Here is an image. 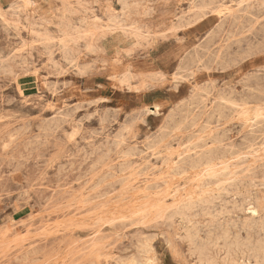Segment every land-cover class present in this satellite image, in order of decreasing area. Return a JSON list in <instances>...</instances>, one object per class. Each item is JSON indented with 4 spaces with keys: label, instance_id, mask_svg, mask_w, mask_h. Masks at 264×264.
Segmentation results:
<instances>
[{
    "label": "rangeland",
    "instance_id": "rangeland-1",
    "mask_svg": "<svg viewBox=\"0 0 264 264\" xmlns=\"http://www.w3.org/2000/svg\"><path fill=\"white\" fill-rule=\"evenodd\" d=\"M34 1L21 0L6 22L0 18V264H264V211L253 214L264 203L263 178L223 194L222 165L188 166L209 149L238 151L229 170L240 176L252 161L264 164L255 153L264 115L252 126L264 104L224 110L220 102L225 94L246 98L256 82L264 86V66L247 81L236 73L264 56V0L246 12L237 11L238 0H223L210 14L213 33L197 26L207 11L202 0H126L132 7L125 14L120 0ZM67 4L86 11L66 16ZM121 20L125 28L115 25ZM78 36L77 47L69 39ZM64 45L76 48L77 60ZM146 57L158 65L131 67ZM176 71L185 76L183 102L171 95ZM84 80L92 82L90 94L62 98Z\"/></svg>",
    "mask_w": 264,
    "mask_h": 264
},
{
    "label": "bare ground",
    "instance_id": "bare-ground-1",
    "mask_svg": "<svg viewBox=\"0 0 264 264\" xmlns=\"http://www.w3.org/2000/svg\"><path fill=\"white\" fill-rule=\"evenodd\" d=\"M121 2H122V9L124 10V13L123 14H125V13H127L128 12V10L129 9H131V3L130 4H128L127 3V1L126 0H120ZM251 1H253V0H238V2H237V11H239V12H246L249 8H248V6H249V3H251ZM21 2V0H12V1H10L7 5H6V7L5 6H2V5H0V18L4 21V22H6L7 21V15H6V12H16V10H18V8H19V3ZM24 2L26 3L25 5H34V3H36L34 0H24ZM135 2V1H134ZM136 3H137V1H136ZM193 3H194V1H193ZM223 3V0H202V4H203V8H205V9H207V11H205L204 13H203V15L201 16V19L202 20H200L198 23L199 24H197V26H199V25H202V27H206V30H207V32L208 33H213V31H215V29H214V16L213 15H210V14H214L215 12H217L222 6H221V4ZM24 4V3H23ZM144 4V3H143ZM188 6V5H187ZM141 8V7H140ZM227 8V7H226ZM234 8V7H233ZM25 9V8H24ZM127 9V10H126ZM195 9V8H194ZM230 9V8H229ZM229 9H227L228 11H230ZM66 12H65V14H66V16H70L69 14H74V13H77V11L76 10H83V11H86L85 10V8L83 7V6H81V7H75V6H69L68 4L66 5ZM112 10V9H111ZM114 10V9H113ZM126 10V11H125ZM258 10V9H257ZM68 11H72V12H68ZM130 11V10H129ZM222 11H224V10H222ZM28 12V11H27ZM219 12V11H218ZM221 12V11H220ZM225 12V11H224ZM8 13V14H9ZM220 14H222V13H220ZM210 15V16H209ZM121 16V15H120ZM133 17V16H132ZM255 17V16H254ZM92 18H94V17H92ZM96 18V17H95ZM97 18H99L98 16H97ZM233 18H235L234 20H236L237 19V16H233ZM101 19V18H100ZM133 19V18H132ZM79 20H80V27L81 26H83L84 24H86V22H87V19L85 18V17H81V18H79ZM102 20V19H101ZM66 21H67V27L68 26H71V25H69L68 23H70V20H69V22H68V17H66ZM98 21V20H97ZM219 21V20H218ZM96 22V21H95ZM98 22H100V21H98ZM106 22H108V21H106ZM142 22V21H141ZM16 23V22H15ZM114 23V22H113ZM117 27H120V28H122V27H124L125 28V24H123V22H122V20H121V22L120 21H118L117 22V24H115ZM189 25H192L191 23L189 24ZM75 26H76V24H75ZM111 26V25H110ZM217 26H218V24H217ZM22 27V26H21ZM112 27V28H111ZM110 27V29L109 30H111V31H113V30H115L114 28H113V26H111ZM78 28V27H77ZM77 28H74V27H72L71 26V28H70V30L72 31H75L74 33H72L73 35H77V33L80 35L81 34V32H78L79 30L77 29ZM82 28V27H81ZM97 28V27H96ZM95 28V29H96ZM102 28L104 29V27L102 26ZM127 28V27H126ZM128 28H131V27H128ZM184 28V27H183ZM108 29V28H107ZM205 29V28H204ZM82 30H84V29H82ZM99 30V29H98ZM243 30H246V29H243ZM66 31V30H65ZM64 31V32H65ZM122 31H124V30H122ZM32 32V31H31ZM85 34H89L90 33V31L88 32V33H86V32H84ZM84 33H82V34H84ZM92 33V32H91ZM134 33V32H133ZM155 33V32H154ZM84 34V35H85ZM156 34V33H155ZM260 34V33H259ZM91 35V34H90ZM137 35H138V33H137ZM134 36V35H133ZM70 37V36H69ZM85 36H83V38H84ZM93 37V36H92ZM68 38V37H67ZM135 38V37H134ZM138 38H140V37H138ZM146 38V37H145ZM92 39V38H91ZM43 40H45L46 42L48 41V42H51L52 40H53V37H50V36H45L44 38H43ZM81 40V37L80 36H78V37H72V38H70L69 39V42L71 41V42H73L77 47L79 46V41ZM68 41V40H67ZM143 41V40H142ZM259 41V40H258ZM90 42H92V40L90 41ZM177 43V42H176ZM199 43V42H198ZM150 45V44H149ZM216 45H219V44H216ZM259 45V44H258ZM62 46V45H61ZM198 46V45H197ZM248 46V45H247ZM29 47V46H28ZM87 47H90L91 49H93L94 48V44L93 45H90V46H87ZM221 47V46H220ZM223 47V46H222ZM250 47V46H249ZM45 48H47V47H45ZM63 48L66 50V51H68V53L69 54H72V62H74L75 60H77V57H76V55L74 54V56H73V53H74V51H75V47H69L68 45H64L63 46ZM196 48V47H195ZM85 49H87V48H85ZM89 49V48H88ZM189 50V49H188ZM195 50V49H194ZM221 50H222V48H221ZM89 51V50H88ZM120 51V50H119ZM218 51H220V49L218 50ZM123 52V51H122ZM185 52V51H184ZM49 53V52H48ZM63 53V52H62ZM208 53H209V51H208ZM246 53V52H245ZM119 54H120V52H119ZM185 54V53H184ZM212 54V53H211ZM218 54V57H219V54L220 53H217ZM118 55V54H117ZM116 55V57H118ZM120 55H122V54H120ZM213 55V54H212ZM195 58V57H194ZM217 58V57H216ZM196 59H198L197 57H196ZM201 59V58H200ZM182 60V59H181ZM246 60V59H245ZM180 61V59H178V61L177 62H174L175 63V67H174V69H176V70H179L180 68H181V62H179ZM216 61H217V59H216ZM66 62V61H65ZM71 62V63H72ZM120 62V61H119ZM202 62V61H201ZM198 63V62H197ZM213 63H217V62H214L213 61ZM248 63H250V65H248ZM70 65V64H69ZM264 66V56L261 58V55H258L257 57H255V59H254V61L253 62H251V60L250 61H248V62H244V63H242V66L241 67H239V68H237L238 69V71H236V73L237 72H239L240 71V75L238 76V77H242V76H244V77H242L241 78V80H243V81H247V80H250V79H252L253 77H256V74L258 73L259 74V72H261L262 71V67ZM73 68H74V66H73ZM253 69V68H255L254 69V72H256V73H253L252 75H250L251 73H250V70L251 69ZM183 70V69H182ZM181 70V71H182ZM208 71V70H207ZM80 73V72H79ZM127 73V72H126ZM128 73H130V75L131 74H134V70H133V72L131 73L130 71L128 72ZM95 75V74H94ZM162 75V74H161ZM208 75V74H207ZM163 76V75H162ZM168 76V75H167ZM175 76H176V85H175V90L173 91L172 90V92H171V95H172V98L175 100V101H178V102H183V101H185L187 98H188V95H186V94H184V92H186V89H185V86H186V84L185 83H183V79H184V75L182 74V73H180V72H175ZM233 76V75H232ZM236 76V75H235ZM140 77V76H139ZM144 77V76H143ZM165 77V76H164ZM172 77H174V75L172 76ZM234 77V76H233ZM161 78V77H160ZM209 78V77H208ZM174 80V79H173ZM167 81V80H166ZM70 82H73V80H71ZM141 82V81H140ZM211 82V81H210ZM139 83V82H138ZM150 83H151V81H150ZM153 83V82H152ZM182 83V84H181ZM164 84V83H163ZM130 85V84H129ZM142 85H143V82H142ZM255 86V87H254ZM254 86L252 87V88H250L249 86H247V87H249L250 89H251V93L246 97V98H237V96L235 95V96H227L226 94L222 97V99L220 100V102L221 101H223V103H224V105H225V107H224V110L225 109H230V110H232V105H235V104H241L242 106H245V105H249L250 104V102H252V104L255 102L256 104H259V106H261V105H263L264 104V86L263 85H260V83H254ZM135 86L133 85V88H134ZM92 88V82H90V81H86V80H84V87H82V86H80L78 83H75V85L74 86H70L69 88H68V90L64 93V94H62V98L64 99V98H66V97H78V98H81V97H84V96H86L87 94H90V92H89V90ZM131 88V87H130ZM136 88V87H135ZM194 88H196V87H194ZM246 88V87H245ZM140 89V88H139ZM143 89V88H142ZM216 89V88H215ZM134 90H137V89H134ZM138 91V90H137ZM248 91V90H247ZM201 92V91H200ZM202 92H203V90H202ZM207 94V93H206ZM196 97L195 98H197V95H195ZM207 98H208V94H207ZM202 100H203V98H202ZM101 101V100H100ZM213 102V101H212ZM251 105V104H250ZM189 106V105H188ZM190 107H192V106H190ZM247 107V106H246ZM262 107V106H261ZM158 106H156V110H158ZM250 108V107H249ZM136 110V109H135ZM154 111V110H153ZM168 111V110H167ZM192 113V112H191ZM195 113V112H194ZM256 114H255V116H254V118H253V124H252V126H254V125H258L260 122H259V118L261 117V116H263L264 115V113L263 112H261V111H259V112H255ZM167 114V113H166ZM193 114V113H192ZM138 115V114H137ZM176 117V116H175ZM218 117V116H217ZM141 119H143L142 117H141ZM188 119H189V117H188ZM263 119H264V116H263ZM173 120V119H172ZM264 121V120H263ZM140 122H141V120H140ZM185 122V121H184ZM138 123V122H137ZM168 123V122H167ZM198 123V122H197ZM81 124V123H80ZM176 124V123H175ZM183 123H181L180 125H182ZM204 124H206V123H204ZM198 125H199V123H198ZM208 125V124H207ZM260 125V124H259ZM79 126V125H78ZM133 126H134V124H133ZM179 126V125H178ZM177 126V127H178ZM214 127V126H213ZM218 128V127H217ZM219 128H221V126L219 127ZM223 128V127H222ZM263 128H264V126H263ZM174 129V128H173ZM192 129V128H191ZM213 129V128H212ZM253 129H254V127H253ZM118 130V129H117ZM166 130H167V128H166ZM169 130V129H168ZM176 130V129H175ZM79 131V130H78ZM177 131H178V128H177ZM215 131H217V130H215ZM257 131H261L262 133H261V135H264V129H258ZM256 130L255 131H251L252 133H256L257 132ZM129 132H131V131H129ZM172 132H173V130H172ZM250 132V133H251ZM157 133V132H156ZM175 133V132H174ZM181 133V132H180ZM186 133V132H185ZM207 133H209V132H207ZM251 133V134H252ZM75 134V133H74ZM135 134V133H134ZM172 134V133H171ZM179 134V133H178ZM177 134V135H178ZM182 134V133H181ZM184 134V133H183ZM195 134V133H194ZM212 134V133H211ZM247 134V133H246ZM258 134V133H257ZM260 134V133H259ZM76 135V134H75ZM129 135V134H128ZM202 135V134H201ZM204 135V134H203ZM202 135V136H203ZM199 136V135H198ZM197 136V137H198ZM207 136H208V134H207ZM69 137V136H68ZM70 137H71V135H70ZM209 137V136H208ZM259 137V136H258ZM258 137H255V140H254V142H252V144H250V146L249 147H254L255 146V141H257V138ZM262 137V136H261ZM260 137V138H261ZM122 138V137H121ZM200 138H201V136H200ZM207 138V137H206ZM147 139V138H146ZM145 139V140H146ZM204 139V138H203ZM245 139V138H244ZM70 140H72V139H70ZM149 140V139H148ZM198 140H199V138H198ZM214 140V139H213ZM247 140V139H246ZM165 141V140H164ZM164 141H162V142H164ZM200 141H201V139H200ZM245 141V140H244ZM248 141V140H247ZM246 141V142H247ZM190 142V141H189ZM198 142H196V144H197ZM251 143V142H250ZM159 144H161V143H159ZM159 144H157V145H159ZM187 144V143H186ZM214 144V143H213ZM220 144V143H219ZM222 144V143H221ZM119 145V144H118ZM132 145H134V144H132ZM188 145V144H187ZM192 145V144H191ZM249 145V144H248ZM261 147H260V149L259 150H257L255 153H257V152H262V154H261V156H264V142L262 141V143H261ZM180 146V145H179ZM178 146V147H179ZM183 146V145H182ZM194 146V145H193ZM214 146H216V145H214ZM258 146V145H257ZM185 147V146H184ZM206 147V146H205ZM256 147V146H255ZM145 148V147H144ZM155 148H156V146H155ZM173 148V147H172ZM195 148V147H194ZM202 148H204V147H202ZM202 148L200 149V150H202ZM222 148V147H221ZM163 149V148H162ZM176 148H174V150H175ZM182 149H183V147H182ZM182 149H180V150H182ZM205 149H208V148H205ZM251 149H253V148H251ZM149 150V149H148ZM147 150V151H148ZM152 150V149H151ZM166 150H168V149H166ZM187 150V149H186ZM197 150V149H196ZM248 150H249V148H248ZM156 151V150H155ZM154 151V152H155ZM171 150H169V152H170ZM179 151V150H178ZM180 152V151H179ZM190 152H193V151H190ZM245 152V151H244ZM161 153V152H160ZM183 153V152H182ZM188 154V152H186L185 151V154ZM197 153H199V152H197ZM196 153V154H197ZM201 153V152H200ZM227 151H225V153L223 154V151H221V150H219V149H209L208 151H204L203 152V154L201 155V156H199L198 155V157H195V159H190L189 160V163H188V166H190V167H192L193 169H198L199 167L201 168V166L203 167V166H205V169H206V166L207 167H209V169L211 170V169H213V168H215L216 166H218V165H222L221 166V171H222V173H218V176H222L223 177V180L222 181H220L221 182V184H220V187H219V189H223V194H224V192H230V191H236V193H238L239 191H240V186H242L243 184H246V183H252V182H254L256 179H259V178H263V181H264V164H259V165H257V163H256V165H254V161H252L253 163V165H252V167H249L247 170L249 171V173L247 174V175H244V176H240V173L241 172H239V171H231V170H229L230 169V161H232V159H233V156H234V154H237L238 155V151H232V152H228L227 154ZM122 154V153H121ZM143 154V153H142ZM153 154V153H152ZM158 154V153H157ZM163 154H166V153H163ZM258 154H260V153H258ZM167 155V154H166ZM169 155H171V154H169ZM178 155V154H177ZM204 155H206V156H204ZM237 155H235V156H237ZM126 156H128V155H126ZM158 156V155H157ZM174 156V155H173ZM253 156V155H252ZM134 157V156H133ZM151 157V156H150ZM152 157H155V156H152ZM180 157V156H179ZM126 158V157H125ZM166 158V157H165ZM262 158V157H261ZM162 160H164V159H162ZM168 161H169V159H168ZM174 161H177V159L176 160H174ZM250 161V162H251ZM163 162H165V161H163ZM182 162H184V161H182ZM139 163V162H138ZM166 163V162H165ZM174 163V162H173ZM172 163V164H173ZM258 163H260V162H258ZM137 164V163H136ZM144 164H146V162H144ZM167 164V163H166ZM179 164V163H178ZM104 165V164H103ZM135 165V164H134ZM142 165V164H141ZM161 165H163L162 163H161ZM165 165V164H164ZM168 165V164H167ZM137 166H138V164H137ZM174 166H176V164L174 165ZM173 166V167H174ZM183 166V165H182ZM181 166V167H182ZM245 165H243V167H244ZM91 167V166H90ZM139 167H141V166H139ZM155 167H158V166H155ZM168 167V166H167ZM166 168V167H165ZM170 168H171V166H170ZM169 168V169H170ZM189 168V167H188ZM192 169V170H193ZM239 169H241V167H239ZM128 170V169H127ZM131 170V169H130ZM135 170H137V168H135ZM171 170H172V168H171ZM178 170V169H177ZM191 170V171H192ZM207 170V169H206ZM235 170H236V168H235ZM129 171V170H128ZM164 171V170H163ZM214 171V170H213ZM162 172V171H161ZM185 172V174H188V173H186V171H184ZM190 172V171H189ZM194 172V171H193ZM203 172H204V170H203ZM202 172V173H203ZM208 172H209V170H208ZM207 171L205 172V173H208ZM215 172V171H214ZM217 172H220V171H217ZM217 172H215L214 174H216ZM130 173H132V172H130ZM135 173V172H134ZM133 173V174H134ZM160 173V172H159ZM163 173V172H162ZM166 173V172H165ZM164 173V174H165ZM168 173V172H167ZM166 173V174H167ZM246 173V172H245ZM139 174V173H138ZM141 174V173H140ZM142 174H143V172H142ZM191 174V173H190ZM210 174H211V172H210ZM97 175V174H96ZM95 175V176H96ZM118 175V174H117ZM121 175H122V173H121ZM144 175H147V174H144ZM163 175V174H162ZM180 175V174H179ZM194 175V174H193ZM200 175V174H199ZM202 175V174H201ZM201 175L199 176V177H201ZM206 175V174H205ZM204 175V176H205ZM217 175V174H216ZM92 176V175H91ZM94 176V177H95ZM120 176V175H119ZM119 176H118V178H119ZM123 176H124V174H123ZM122 176V177H123ZM126 176V175H125ZM131 176V175H130ZM137 176V175H136ZM148 176V175H147ZM161 176V175H160ZM174 176H176V175H174ZM183 176H185V175H183ZM207 176V175H206ZM129 177V176H128ZM132 177V176H131ZM140 177V176H139ZM154 177H156V176H154ZM178 177V179H179V176H177ZM181 177V176H180ZM198 177V176H197ZM203 177V176H202ZM201 177V178H202ZM211 177H212V175H211ZM214 177H215V175H214ZM114 178V177H113ZM160 178V177H159ZM173 178H175L176 179V177H173ZM209 178V177H208ZM115 179V178H114ZM130 179V178H129ZM158 179V178H157ZM168 179V178H167ZM194 179H195V177H194ZM203 179H205V177H203ZM111 180L113 181V179L111 178ZM137 180V179H136ZM156 180V179H155ZM165 180V179H164ZM170 180V179H169ZM180 180V179H179ZM196 180H197V178H196ZM109 181H110V179H109ZM127 181H128V178H127ZM125 182V183H128V182ZM133 181V180H132ZM131 181V182H132ZM202 181V180H201ZM106 182H108L107 180H106ZM134 182H136V181H134ZM152 182H154V180L152 181ZM168 182V181H167ZM176 182V181H175ZM194 182H195V180H194ZM207 182V181H206ZM220 182H217V183H220ZM105 183V182H104ZM103 183V184H104ZM147 183H150V181L149 182H147ZM199 183V182H198ZM198 183H196V184H198ZM132 184H133V182H132ZM144 184V183H143ZM143 184H142V186H143ZM165 185H166V183H164ZM190 184V183H189ZM122 186H123V184H121ZM126 185H128V184H126ZM145 185V184H144ZM164 185V186H165ZM210 185V184H209ZM212 185V184H211ZM216 185V184H215ZM215 185H213V187L215 186ZM98 186V185H97ZM168 186V185H167ZM171 186H172V184H171ZM219 186V185H218ZM135 187V186H134ZM166 187V186H165ZM170 187V186H169ZM168 187V188H169ZM182 187V186H181ZM217 187V185L215 186V188ZM97 189H98V187H96ZM96 188H94V189H96ZM121 188V187H120ZM124 188V187H123ZM140 188V187H139ZM211 188H212V186H211ZM84 189V188H83ZM82 189V190H83ZM96 189V190H97ZM119 189V188H118ZM141 189V188H140ZM139 189V190H140ZM197 189H199V188H197ZM209 189V188H208ZM124 190V189H123ZM127 190V189H126ZM144 190V189H143ZM149 190V189H148ZM177 190V189H176ZM175 190V191H176ZM88 191V190H87ZM120 191V190H119ZM156 191V190H155ZM164 191V190H163ZM165 191H167V190H165ZM191 191V190H190ZM195 191V190H194ZM193 191V192H194ZM204 191V190H203ZM207 191H209V190H207ZM91 192H92V190H91ZM94 192V191H93ZM117 192V191H116ZM115 192V193H116ZM121 192V191H120ZM129 192H130V190H129ZM135 192V191H134ZM169 192V191H168ZM168 192H165V193H168ZM178 192V191H177ZM217 192V191H216ZM219 192V191H218ZM132 193V192H131ZM130 193V194H131ZM156 193V192H155ZM174 193V192H173ZM190 193H192V192H190ZM204 193H205V191H204ZM133 194H135V193H133ZM133 194H131L130 196H132ZM139 194V193H138ZM159 194V193H158ZM158 194H156V196H158ZM163 194V193H162ZM199 194V193H198ZM198 194H196L197 195V198H198ZM201 194H202V192H201ZM112 195H114V194H112ZM135 195H137V194H135ZM135 195H133V196H135ZM146 195H148V194H146ZM151 195H153V194H151ZM166 195H169V194H166ZM173 195V194H172ZM190 195V197H191V194H189ZM193 195H194V193H193ZM262 195V194H261ZM150 196V195H149ZM155 196V195H154ZM160 196V195H159ZM170 196V195H169ZM178 196V195H177ZM177 196H176V198H177ZM195 196V195H194ZM193 196V197H194ZM202 196H203V194H202ZM201 196V197H202ZM168 197V196H167ZM186 197V196H185ZM188 197V196H187ZM179 198V197H178ZM184 198V197H183ZM182 198V199H183ZM195 198V197H194ZM200 199V198H199ZM190 200V199H189ZM188 200V201H189ZM192 201H193V199H192ZM192 207H193V205H191ZM261 207V209H259L258 207H254L253 208V214L255 215V214H257V216H261L260 214H261V212L262 211H264V203L260 206ZM250 208H252V207H250ZM248 210V209H247ZM203 216V215H202ZM255 220V219H254ZM130 223V222H129ZM197 224V223H196ZM192 225V224H191ZM198 225V224H197ZM194 226V225H193ZM261 228L262 229H264V221L262 222V224H261ZM175 230V229H174ZM213 245H214V243H213ZM222 245H224V244H222ZM249 264V263H248Z\"/></svg>",
    "mask_w": 264,
    "mask_h": 264
},
{
    "label": "crops",
    "instance_id": "crops-1",
    "mask_svg": "<svg viewBox=\"0 0 264 264\" xmlns=\"http://www.w3.org/2000/svg\"><path fill=\"white\" fill-rule=\"evenodd\" d=\"M90 2H94V3H101V4H106L108 2H113V3H118L119 4V0H87ZM157 61H159V59L155 60V58L153 57H146L144 59H136L134 61H131V67L134 69L136 68L137 71L139 72H147L150 71L154 68V65H158V63H156ZM167 63V64H166ZM169 62H163L162 64H166L168 65Z\"/></svg>",
    "mask_w": 264,
    "mask_h": 264
}]
</instances>
